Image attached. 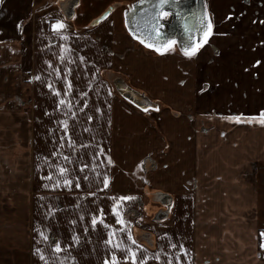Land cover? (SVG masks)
Masks as SVG:
<instances>
[{
  "label": "crops",
  "instance_id": "obj_1",
  "mask_svg": "<svg viewBox=\"0 0 264 264\" xmlns=\"http://www.w3.org/2000/svg\"><path fill=\"white\" fill-rule=\"evenodd\" d=\"M142 1L0 2V264H104L113 252L133 264L125 245L136 264H264V0H177L190 4L162 53L129 29ZM110 6L121 21L112 11L94 25ZM199 12L211 35L189 57L205 39ZM117 76L156 108L122 96ZM162 196L172 205L158 221Z\"/></svg>",
  "mask_w": 264,
  "mask_h": 264
},
{
  "label": "water",
  "instance_id": "obj_2",
  "mask_svg": "<svg viewBox=\"0 0 264 264\" xmlns=\"http://www.w3.org/2000/svg\"><path fill=\"white\" fill-rule=\"evenodd\" d=\"M157 3V0H144L141 3L137 4L136 6L130 8L129 10V17H128V24L129 29L131 33L135 32L136 35L141 36L145 44L152 43L156 44L157 46L163 47L169 40H172V38L175 36L174 27H172L171 19L172 17H177V13L181 12V9L188 6L190 3L185 4V6H182V4H177V0H173V2H170L169 4L165 5V10L169 13V19H167L169 22H167L164 18H161V24L163 27L160 29L161 36L156 37L155 33L152 31L151 22L153 16L156 15V12L158 9L154 8V5ZM199 3V2H198ZM192 4V3H191ZM184 5V4H183ZM113 7L109 8L106 12L102 14V16H105V19L111 14L113 11ZM103 20H100V17L96 19L93 24L96 25ZM201 13L199 12L198 15L195 17V24L197 23V30L196 33L199 35L202 30L201 21ZM99 21V22H97ZM166 26V28H165ZM152 32V36H149V33ZM196 33H194L190 41H194L196 39ZM117 89L121 93L122 96L127 97L129 100H132L135 104H137L142 109H148V108H156V105L153 103H149L147 101V98L145 95L136 92L126 86L123 80L117 82ZM162 204L166 207V212H162L157 216L158 221H163L167 218V213L171 208L172 200L169 196H162L161 198Z\"/></svg>",
  "mask_w": 264,
  "mask_h": 264
},
{
  "label": "snow or ice",
  "instance_id": "obj_3",
  "mask_svg": "<svg viewBox=\"0 0 264 264\" xmlns=\"http://www.w3.org/2000/svg\"><path fill=\"white\" fill-rule=\"evenodd\" d=\"M0 2H2V0H0ZM170 2H173V0H157V3L154 5V8L158 9V11L156 12V15L153 16V18H152L151 27H152V31L155 33L156 37H160L161 36L160 29L163 27V25L161 24V18H165V17L169 16V13L165 10V5L169 4ZM69 11H70V8H69ZM177 15H179V13H177ZM103 19H105V16H101L100 17V20H103ZM204 20H207V13L206 12L204 13V19H202L200 21L201 24L204 23ZM97 22H99V21H97ZM65 27H66V25L61 20H57L54 24H52V28L54 30L63 29ZM211 29H212L211 20H207V27H206V30H205V39L201 40L200 44L193 45L191 48H188V47L184 48L183 49L184 54L186 56H189V57L194 56L196 54V52L198 51V48L204 42H206V37L208 35H211ZM186 31H190V29L186 28ZM133 35H135V32H133ZM149 36H152V32L149 33ZM136 38L138 40H140L141 43H145L144 39L141 36L136 35ZM174 43H175V40L173 39V40H169L167 42V44H165L163 47L157 46L156 44H152V43H148L147 46L149 48H154L155 51H157L158 53H162V52H165V51L169 50ZM256 63L259 64L260 61H256ZM36 79H39V77H36ZM49 87H51V85H49ZM68 87L71 88L70 82L68 84ZM53 91L56 92L57 90L53 89ZM57 95H59V92H57ZM61 103H64V101H61ZM89 119H91V117H89ZM235 119H237V121H239V117H235ZM254 119H257L259 123L264 124V111H261L258 114V116L254 117ZM249 122H251V120ZM66 127L67 126L65 125V128ZM108 163L109 164L112 163V160H111L110 157L108 158ZM59 171L61 173H64L66 171V169L63 168V167H60ZM49 178H51V177H49ZM85 179H86V177H85ZM102 182H103L104 186L107 187L108 182H109L108 181V177L105 176ZM63 183H64L65 186H68L72 182L67 180V179H65L63 181ZM58 185H59V181L55 185H47L46 184L45 187H56ZM75 186L77 188L80 187V185L78 183ZM120 199L126 201V200H130V199H134V198L133 197H129V196H124V197H121ZM112 211L118 217V223L124 224L125 221L123 219H119L120 213L117 211V208H116L115 205H113ZM49 215H51V213H49ZM98 219H99V217H96V216L92 217V225L93 226L96 225ZM101 223H103L102 220H101ZM106 227H107V225H106ZM85 231H87V229H85ZM40 235L44 236V233L41 232ZM110 235H111V233H110ZM262 235H264V233H262ZM44 238L46 240L49 239V237H47V236H44ZM127 238H128V240H130L132 242V244H136V241L132 238L130 232H129ZM74 239L78 240L79 238L78 237H74ZM107 243H112V241L109 240V241H107ZM170 246L173 247V248L176 247L175 244H170ZM262 246H264V245H262ZM54 247H55V251L56 252H60L62 250L61 249V245H60L59 242L55 243ZM113 247L121 248L122 245L120 243H116V244L113 245ZM124 248L126 249L128 255H124L123 256V260L127 261V260L131 259L133 264H136V252L131 247H128L126 245L124 246ZM180 250L184 251L182 245L180 246ZM36 253L40 256L41 260H44V256L40 253V249L39 248L36 249ZM155 258L158 260L160 257H159V255H157ZM147 259H148V257L145 256L142 260H140V264H145V260H147ZM104 264H119V258L117 257L116 253L115 252L112 253L110 260L109 259H105L104 260ZM169 264H171V262H169Z\"/></svg>",
  "mask_w": 264,
  "mask_h": 264
},
{
  "label": "rangeland",
  "instance_id": "obj_4",
  "mask_svg": "<svg viewBox=\"0 0 264 264\" xmlns=\"http://www.w3.org/2000/svg\"><path fill=\"white\" fill-rule=\"evenodd\" d=\"M117 1V0H116ZM119 2H118V4L121 6V5H127V1H130V0H118ZM117 3V2H116ZM111 7H113V6H110L109 8H111ZM108 8V9H109ZM62 9H63V11H66V10H64V9H66V6L64 5V6H62ZM107 9V10H108ZM106 10V11H107ZM122 9H120V10H117V11H113V16H115L116 15V19L119 21H121V17H120V14L122 13V11H121ZM165 20H167V19H169V16L166 18H164ZM167 22H169L168 20L166 21V25H167ZM165 28H166V26H165ZM178 45L177 44H173L172 46H171V48L169 49V51L168 52H170V51H173V50H171L172 48H176ZM121 77H122V75H120ZM121 77H119V76H117V81H120L121 82V80L119 79V78H121ZM124 79V78H123ZM26 85H25V91H29V88H28V86H27V83H25ZM131 102L134 104V105H136L139 109H141V110H143V111H149V112H152L151 110L152 109H150V108H148V109H142V108H140L137 104H135L132 100H131ZM84 138H85V141H86V135H84ZM86 148H85V150H84V152H85V155H86ZM142 165H145V163H143ZM147 165L149 166V164L147 163ZM254 182H255V186L257 187V189L259 190V192H260V196H261V212H260V217H261V221H263V223H264V165H262L261 166V168H259L256 172H255V176H254ZM155 203H157L156 205L154 204V205H152L151 207L153 208V210H150L152 213H150V215L151 216H154V215H157V214H159L160 213V205L158 204V201H155ZM166 209V208H165ZM163 212V211H162ZM164 212H165V210H164Z\"/></svg>",
  "mask_w": 264,
  "mask_h": 264
},
{
  "label": "flooded vegetation",
  "instance_id": "obj_5",
  "mask_svg": "<svg viewBox=\"0 0 264 264\" xmlns=\"http://www.w3.org/2000/svg\"><path fill=\"white\" fill-rule=\"evenodd\" d=\"M188 21H189V19H188ZM190 31H191V29H190ZM194 31H195V29H194ZM174 34L176 35V37H178V35H177V33H176V32H175ZM183 37H184L185 39H187V38H188V36H187V35H186V36L184 35ZM183 37H182V38H183Z\"/></svg>",
  "mask_w": 264,
  "mask_h": 264
}]
</instances>
